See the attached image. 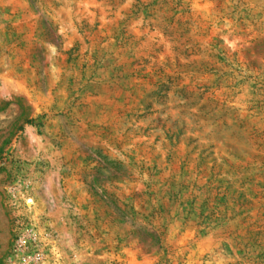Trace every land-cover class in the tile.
I'll return each instance as SVG.
<instances>
[{"label":"rangeland","instance_id":"rangeland-1","mask_svg":"<svg viewBox=\"0 0 264 264\" xmlns=\"http://www.w3.org/2000/svg\"><path fill=\"white\" fill-rule=\"evenodd\" d=\"M0 264H264V0H0Z\"/></svg>","mask_w":264,"mask_h":264}]
</instances>
